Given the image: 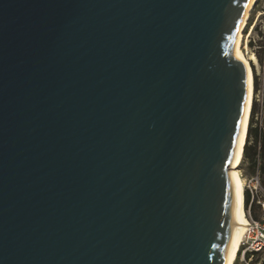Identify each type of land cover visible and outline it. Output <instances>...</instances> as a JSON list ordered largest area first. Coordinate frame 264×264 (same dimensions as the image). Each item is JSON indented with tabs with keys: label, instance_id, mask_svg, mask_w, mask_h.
<instances>
[{
	"label": "water",
	"instance_id": "95a60500",
	"mask_svg": "<svg viewBox=\"0 0 264 264\" xmlns=\"http://www.w3.org/2000/svg\"><path fill=\"white\" fill-rule=\"evenodd\" d=\"M247 1L0 0V264H223Z\"/></svg>",
	"mask_w": 264,
	"mask_h": 264
},
{
	"label": "bare ground",
	"instance_id": "6f19581e",
	"mask_svg": "<svg viewBox=\"0 0 264 264\" xmlns=\"http://www.w3.org/2000/svg\"><path fill=\"white\" fill-rule=\"evenodd\" d=\"M257 0H248L244 8L239 26L234 36L232 44V56L236 59L246 71L247 79V98L238 129V133L235 139L232 156L230 160V168L228 169V179L231 187V224H230V236L229 242L225 254V260L223 264H234L239 248L249 228V222L245 216L243 192L244 182L239 174V166L242 162V153L245 143L246 131L248 126L250 108L253 100V77L254 70L253 64L256 65V57L254 54H249L248 57L244 54L243 47V29L246 27L247 21L250 17V13L253 10ZM261 16V13H259ZM259 16V17H260ZM249 28V27H248Z\"/></svg>",
	"mask_w": 264,
	"mask_h": 264
},
{
	"label": "trees",
	"instance_id": "16d2710c",
	"mask_svg": "<svg viewBox=\"0 0 264 264\" xmlns=\"http://www.w3.org/2000/svg\"><path fill=\"white\" fill-rule=\"evenodd\" d=\"M247 26H252L251 22ZM256 28L255 24L253 30ZM252 42L249 40V47H253ZM256 46L257 51L254 54L258 63L263 67L264 72V36L260 37ZM253 78V93L255 94L259 88L257 79ZM248 121L242 160L246 162L248 176L255 178L258 186L264 190V85L261 106L258 108L254 99L252 100ZM243 195L245 216L248 214L249 220L259 222L257 213L260 211V205L257 204L258 201L248 190H244ZM262 262L264 263V260ZM234 264H237V260Z\"/></svg>",
	"mask_w": 264,
	"mask_h": 264
},
{
	"label": "rangeland",
	"instance_id": "374dc122",
	"mask_svg": "<svg viewBox=\"0 0 264 264\" xmlns=\"http://www.w3.org/2000/svg\"><path fill=\"white\" fill-rule=\"evenodd\" d=\"M261 13V16L259 15ZM260 16V17H259ZM251 22V25L249 28L247 24ZM246 27L243 29L242 37H243V49L244 54L246 57L249 56V54H254L257 51L256 43L259 41L261 36H264V0H257L256 4L253 8V10L250 13V17L247 21ZM256 24L257 28L253 30V26ZM245 33V34H244ZM249 40L253 41V47L248 46ZM255 55V54H254ZM257 60V59H256ZM253 70H254V77L257 79L258 82V88L259 90L254 94L253 99L257 105L258 108L261 106L262 102V94H263V85H264V72L263 67L256 62V65L253 64ZM247 165L246 162L242 160L240 166H239V174L244 182V190H248L251 192L253 197L258 201L257 204L260 205V211L258 214V223L264 225V190H262L256 181L255 178H251L247 174ZM246 219H248L249 224L253 221L249 220L248 214H246ZM264 260V252L260 254L257 258H254V264H258L259 262H262ZM237 264L238 261H237Z\"/></svg>",
	"mask_w": 264,
	"mask_h": 264
},
{
	"label": "built area",
	"instance_id": "2783aa9c",
	"mask_svg": "<svg viewBox=\"0 0 264 264\" xmlns=\"http://www.w3.org/2000/svg\"><path fill=\"white\" fill-rule=\"evenodd\" d=\"M264 252V225L251 222L241 243L236 260L239 264H254L253 259ZM235 260V261H236ZM258 264H264L259 262Z\"/></svg>",
	"mask_w": 264,
	"mask_h": 264
},
{
	"label": "snow or ice",
	"instance_id": "6c2138e0",
	"mask_svg": "<svg viewBox=\"0 0 264 264\" xmlns=\"http://www.w3.org/2000/svg\"><path fill=\"white\" fill-rule=\"evenodd\" d=\"M246 6V5H245Z\"/></svg>",
	"mask_w": 264,
	"mask_h": 264
}]
</instances>
